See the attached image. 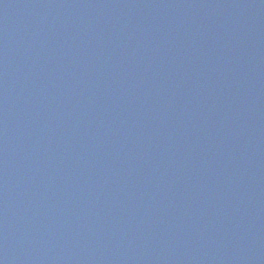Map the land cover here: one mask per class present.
Instances as JSON below:
<instances>
[{
  "label": "water",
  "instance_id": "1",
  "mask_svg": "<svg viewBox=\"0 0 264 264\" xmlns=\"http://www.w3.org/2000/svg\"><path fill=\"white\" fill-rule=\"evenodd\" d=\"M166 5L204 25L207 48L162 39ZM262 27L264 0H0V264H157L172 232L185 258L228 264L201 242L238 225L216 223L217 207L197 221L178 198L193 175L206 193L196 202L224 199V165L262 176ZM208 162L218 175L197 181ZM160 170L172 180L156 187ZM261 250L243 241L240 264L261 263Z\"/></svg>",
  "mask_w": 264,
  "mask_h": 264
}]
</instances>
